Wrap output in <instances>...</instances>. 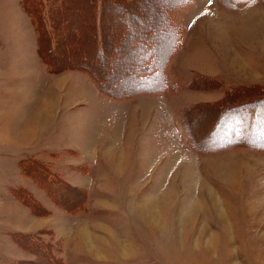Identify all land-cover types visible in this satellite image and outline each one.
Returning <instances> with one entry per match:
<instances>
[{
  "label": "rangeland",
  "instance_id": "obj_1",
  "mask_svg": "<svg viewBox=\"0 0 264 264\" xmlns=\"http://www.w3.org/2000/svg\"><path fill=\"white\" fill-rule=\"evenodd\" d=\"M180 1L0 0V264H264V0Z\"/></svg>",
  "mask_w": 264,
  "mask_h": 264
},
{
  "label": "trees",
  "instance_id": "obj_2",
  "mask_svg": "<svg viewBox=\"0 0 264 264\" xmlns=\"http://www.w3.org/2000/svg\"><path fill=\"white\" fill-rule=\"evenodd\" d=\"M95 1H97V8H96L97 12L94 15V22L92 23V25H94V30L93 31H95V40H97L100 43V42H102V39H103L102 20L100 19V17L102 16V12L103 11L101 10L100 4L102 3L101 1H104V0H95ZM221 1H223V3L225 5H228L230 7H234V6L237 5L238 2H240V1H248V0H221ZM180 2H182V0ZM188 3L189 2L185 1V2H183L181 4H179L178 6L187 5ZM102 5L103 4H101V6ZM139 38H141V37H139ZM148 39H150L149 35H148ZM178 39H177L176 42H178ZM137 49L138 48H136V52L138 53ZM148 49L151 51L149 58L147 56L145 57V55L142 54V57L140 58L139 61H136L134 63H130L129 64L130 71H133L134 73H137L136 77H137V80H138L139 83H137L136 81L135 82H136V85H138V86L140 85V88H137L136 90H133V91H131V90L127 91L126 93H124V92L117 93V95H115L116 97H124V95L128 96V95H130V94H132L134 92H136L135 94H139L138 91H145V90H151V89L158 90V89H161V88L164 87V86L161 87V85L170 84L169 83L170 81L168 80V78L163 73L162 65H160V64L155 65L153 63L154 61L152 62V60H153L152 58L155 56L153 54L155 48L154 47H148ZM154 60H156V58H154ZM166 62L167 61H165V63H164V61H163V63H164L163 67L165 66ZM158 67H160V71L159 72H158ZM164 78L167 81L166 84H165V79ZM141 83H143V84H141ZM173 83L176 84V81L173 82ZM165 89H168V87L165 86ZM168 91H169V89H168ZM181 113H182V116L184 117V113L185 112H181ZM185 132L187 134V138H188L187 140L191 143L192 142L191 141L192 138H191L189 130L185 129ZM257 132L260 133L259 129H257ZM260 135H261V133L258 136L257 135L256 136L259 137V140H260L259 142L264 144V139H263L264 137L260 136ZM254 136H255V134H254ZM70 187H72V186L70 185ZM72 189H74V187H72ZM84 207H85V203L82 202V208L81 209H83Z\"/></svg>",
  "mask_w": 264,
  "mask_h": 264
},
{
  "label": "crops",
  "instance_id": "obj_3",
  "mask_svg": "<svg viewBox=\"0 0 264 264\" xmlns=\"http://www.w3.org/2000/svg\"><path fill=\"white\" fill-rule=\"evenodd\" d=\"M191 1H192V0H191ZM192 3H193V5H194V4L196 3V0H193ZM188 4H189V3H188ZM207 5H208V4H207ZM179 50H180V49H179ZM183 50H184V47H183ZM177 52H178V51H177ZM177 52H176V53H177ZM72 76H73V75H70V76H69V75H67V74H66V75L63 74V75H62V78L68 77V78H69V81H73L72 78H70V77H72ZM59 78H61V77H59ZM59 78L54 79V82H55L56 80H59ZM62 78H61V79H62ZM67 81H68V80H67ZM69 81H68V82H69ZM54 82H53V83H54ZM87 85H88V87H86V85H85V87H84V89L86 90L87 94H89L90 92L92 93V89H93V88H90L88 83H87ZM71 86H72V84H71ZM141 95H143V94H141ZM154 95H158V94H145V96H154ZM93 96H95V99H96V95H94V90H93ZM139 96H140V95H139ZM90 98H91V97H90ZM95 99H93V100H95ZM91 102H92V98H91ZM93 102H94V101H93ZM83 233H87V232L83 231V232H82V235H83ZM87 235H88V233H87ZM88 236H89V235H88ZM88 236H87V237H88ZM87 237L85 238V240H86L85 242H86V243H88V238H87ZM83 242H84V241H83Z\"/></svg>",
  "mask_w": 264,
  "mask_h": 264
}]
</instances>
